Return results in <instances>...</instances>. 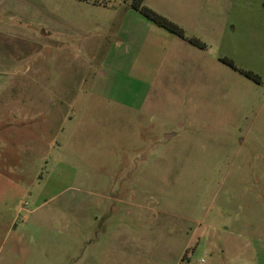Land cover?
<instances>
[{"label":"rangeland","instance_id":"374dc122","mask_svg":"<svg viewBox=\"0 0 264 264\" xmlns=\"http://www.w3.org/2000/svg\"><path fill=\"white\" fill-rule=\"evenodd\" d=\"M6 1L0 264H264V0Z\"/></svg>","mask_w":264,"mask_h":264},{"label":"crops","instance_id":"0c3cea01","mask_svg":"<svg viewBox=\"0 0 264 264\" xmlns=\"http://www.w3.org/2000/svg\"><path fill=\"white\" fill-rule=\"evenodd\" d=\"M6 2H7L6 0H0V6L6 5ZM119 33L120 34L118 37L120 38L121 42H118L114 45L112 53L121 52L118 51L119 50L118 46L120 45V43H124V44L130 43L132 44V48H131L132 51H128L126 55L119 53L121 57H125V58H128L131 55H135V51L138 49L136 43H138V41L141 40L144 36L166 40L168 41V43H173L176 40L175 35L156 26L155 24L148 21L146 18H144L142 15H140L138 12L132 9L126 11L125 15L122 17ZM122 52L125 53V51ZM162 57L163 56H161V58ZM125 58H120L119 60L116 59L115 61H112L111 64L109 65V68L113 69L115 65H119V71L121 72V75L125 76V72L127 73V71L128 72L130 71L128 69H125L124 66ZM138 79H141V83H144V80L142 78H138ZM125 90L127 91V88Z\"/></svg>","mask_w":264,"mask_h":264},{"label":"trees","instance_id":"16d2710c","mask_svg":"<svg viewBox=\"0 0 264 264\" xmlns=\"http://www.w3.org/2000/svg\"><path fill=\"white\" fill-rule=\"evenodd\" d=\"M129 6L132 10L138 12L140 15H142L144 18H146L148 21L152 22L156 26L166 30L167 32L179 37L185 39L183 30L177 26L172 21L168 20L167 18L157 14L152 9L147 7L144 4V0H128ZM190 43L194 45H199V42L194 39H187Z\"/></svg>","mask_w":264,"mask_h":264}]
</instances>
